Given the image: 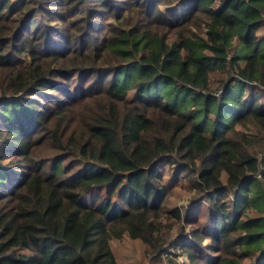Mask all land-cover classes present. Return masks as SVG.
<instances>
[{
    "label": "trees",
    "instance_id": "trees-1",
    "mask_svg": "<svg viewBox=\"0 0 264 264\" xmlns=\"http://www.w3.org/2000/svg\"><path fill=\"white\" fill-rule=\"evenodd\" d=\"M123 235L264 264V0H0V264H120Z\"/></svg>",
    "mask_w": 264,
    "mask_h": 264
},
{
    "label": "rangeland",
    "instance_id": "rangeland-1",
    "mask_svg": "<svg viewBox=\"0 0 264 264\" xmlns=\"http://www.w3.org/2000/svg\"><path fill=\"white\" fill-rule=\"evenodd\" d=\"M200 31L203 30V28H199ZM167 32V30H164V32ZM232 75V73H231ZM230 75V76H231ZM229 77H225V75L223 76H215L214 77V84L212 86L211 92H213V94H218L222 88V85L228 81ZM220 81H219V80ZM226 80V81H225ZM77 104L72 106V111H73V117L70 119V123L66 126L65 131L66 134L69 133V131L74 130V128L72 127V124L77 122V116L78 114H76V112L79 110V108H77ZM251 127V126H250ZM246 131L249 132H253L250 128H247ZM49 152V151H47ZM107 189L103 188L100 189L97 194L99 195L98 198H103L104 196L107 195ZM194 189H186V187L184 186H178L173 190V194L170 196V203L169 206H186L189 207L190 209V214L187 216V218H182V221L185 220H191L193 218V210L195 206H198L199 211L201 212V210H204L205 207V203L204 202H199L198 204H196L195 206L192 205L193 202H190L191 196L194 193ZM95 196L94 192H90L88 194L85 195L84 199L86 202H92L93 198ZM190 204V205H189ZM192 205V206H191ZM199 212V213H200ZM173 237V239L176 238L175 232H173L171 234ZM112 249L115 253V256L117 257V260L120 264H168V261L166 260V256H162L160 257V259H153L154 257L151 256L150 254L145 252V247L142 245L141 242L137 241V240H132L130 239L128 236L123 235L121 238L115 240V239H111L110 240ZM165 250L169 251L171 254H173V250L174 248L170 247L169 245L165 246ZM176 253L179 254L178 251H176ZM169 254V255H171ZM175 255L176 260L178 262H180L179 264H186L187 261L184 259V256H182V254L180 255ZM169 255H167V257H169Z\"/></svg>",
    "mask_w": 264,
    "mask_h": 264
}]
</instances>
